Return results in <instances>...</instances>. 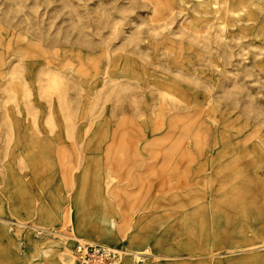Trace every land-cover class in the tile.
<instances>
[{
  "label": "rangeland",
  "instance_id": "rangeland-1",
  "mask_svg": "<svg viewBox=\"0 0 264 264\" xmlns=\"http://www.w3.org/2000/svg\"><path fill=\"white\" fill-rule=\"evenodd\" d=\"M174 1L0 0V264H264V1Z\"/></svg>",
  "mask_w": 264,
  "mask_h": 264
},
{
  "label": "bare ground",
  "instance_id": "bare-ground-1",
  "mask_svg": "<svg viewBox=\"0 0 264 264\" xmlns=\"http://www.w3.org/2000/svg\"><path fill=\"white\" fill-rule=\"evenodd\" d=\"M152 3V11L154 13L155 17L160 18H166L175 11H181L182 9H178L177 4L175 3L174 0H149ZM244 1L246 0H235V3L237 2L238 4H243L245 3ZM264 1V0H263ZM213 5L208 6V5H203L201 3V14H206L208 12H214L218 13L219 7H221V13L225 15L227 18H231L236 14V12L240 11V8L238 7L239 5H236L234 3V0H214ZM221 5V6H220ZM242 6V5H241ZM209 7V8H207ZM178 10H177V9ZM255 11L264 13V8L261 6H258L255 4ZM246 12H249V6H246ZM200 13V12H199ZM220 13V12H219ZM205 21V20H204ZM190 24L189 30H194L197 28L199 25H203V18L201 16H198L196 14L190 15V22L187 23ZM258 33L257 35H261L263 33L262 28H258ZM256 35V36H257ZM256 58H255V67H257L258 70H261L262 68L264 69V57L260 58L259 54L256 53ZM159 83L161 81L158 80ZM157 83V82H156ZM168 95L182 101V104L184 106H190L191 104H195L198 102V99L200 98V93L197 91H189L180 88L179 86H176L175 84H169L168 86ZM187 101V103L185 102ZM18 223V222H17ZM111 223H115L112 221ZM21 224V223H19ZM38 231H43L40 228H36ZM42 233H45L43 231ZM59 244H46V247H40V251L42 252L43 255L49 256L51 255L54 251L58 253L61 257V259H68L70 256H68L63 249L59 248ZM37 247V246H35Z\"/></svg>",
  "mask_w": 264,
  "mask_h": 264
},
{
  "label": "built area",
  "instance_id": "built-area-1",
  "mask_svg": "<svg viewBox=\"0 0 264 264\" xmlns=\"http://www.w3.org/2000/svg\"><path fill=\"white\" fill-rule=\"evenodd\" d=\"M123 254L113 248L88 242L73 248L74 264H121Z\"/></svg>",
  "mask_w": 264,
  "mask_h": 264
}]
</instances>
